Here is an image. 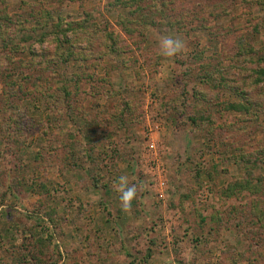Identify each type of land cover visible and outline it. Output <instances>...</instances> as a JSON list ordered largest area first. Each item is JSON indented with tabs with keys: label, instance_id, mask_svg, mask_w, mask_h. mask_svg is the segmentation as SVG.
<instances>
[{
	"label": "rangeland",
	"instance_id": "1",
	"mask_svg": "<svg viewBox=\"0 0 264 264\" xmlns=\"http://www.w3.org/2000/svg\"><path fill=\"white\" fill-rule=\"evenodd\" d=\"M115 1L156 25L127 35ZM59 22L94 29L78 60ZM262 72L264 0H0V264H264Z\"/></svg>",
	"mask_w": 264,
	"mask_h": 264
},
{
	"label": "trees",
	"instance_id": "2",
	"mask_svg": "<svg viewBox=\"0 0 264 264\" xmlns=\"http://www.w3.org/2000/svg\"><path fill=\"white\" fill-rule=\"evenodd\" d=\"M117 5H121L122 9H131V11H129L130 13L127 14L126 16L119 15L118 22H117L118 25L121 26V29L124 32H126L127 35L131 36L138 32L143 35L145 28L156 25V24H153L155 22L152 20L153 17L151 16L153 8H151L148 4L147 5H136V6L133 5L132 7L130 2L122 3L120 1H115V3H111V8H116ZM108 12H111V10H109ZM64 24H66V27H63L64 26L63 23L59 22L57 25V28L55 29V31L58 30L59 32L64 33V35H61V36L58 35L56 37V39L58 40L57 41L58 44H60L62 40L67 41L68 50L64 51V53H62L63 54L62 56H65L66 58L65 62L72 60V59L78 60L77 59L78 55L76 53H73L74 52L73 48H75L74 43L81 44L83 37L80 35V33L82 32L83 34L88 35L87 43L88 45H91V42H90L91 33L90 32H92L94 29H89L90 27L88 28L84 26L82 27L81 25L77 26V24L75 26L73 23H64ZM92 25L96 26V22H92ZM104 29H107V28L104 27ZM99 32L101 31L99 30ZM95 33H98V32L95 31ZM105 35H106L105 38L107 40V43H110V45L108 44L110 53L113 54L116 52L118 53L126 52L125 47H122L120 45L121 43L117 35L113 36V34H108V33H105ZM62 36L64 37L62 38ZM262 74L261 75L264 76V72H262ZM63 90L65 91L68 97L72 96V92L69 91V88H63ZM76 92L78 93L77 90ZM255 189L257 188L254 186V183H252L250 180L248 179L238 180L226 186L222 190V195L227 196V197L239 196L242 192L248 191V190H251L253 193H258V192H254Z\"/></svg>",
	"mask_w": 264,
	"mask_h": 264
},
{
	"label": "clouds",
	"instance_id": "3",
	"mask_svg": "<svg viewBox=\"0 0 264 264\" xmlns=\"http://www.w3.org/2000/svg\"><path fill=\"white\" fill-rule=\"evenodd\" d=\"M187 45L184 40L171 35L162 36L159 41L160 54L164 57L172 58L186 51ZM119 193L122 210L130 212L132 202L137 199L138 193L144 188L143 184H135L130 181L128 175L122 174L113 185Z\"/></svg>",
	"mask_w": 264,
	"mask_h": 264
},
{
	"label": "built area",
	"instance_id": "4",
	"mask_svg": "<svg viewBox=\"0 0 264 264\" xmlns=\"http://www.w3.org/2000/svg\"><path fill=\"white\" fill-rule=\"evenodd\" d=\"M158 128H159L158 126L155 127V129H158ZM150 132H153L152 128H151ZM150 146L152 149H155V143L152 142Z\"/></svg>",
	"mask_w": 264,
	"mask_h": 264
}]
</instances>
